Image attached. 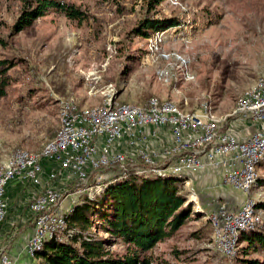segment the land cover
<instances>
[{"label": "rangeland", "instance_id": "rangeland-1", "mask_svg": "<svg viewBox=\"0 0 264 264\" xmlns=\"http://www.w3.org/2000/svg\"><path fill=\"white\" fill-rule=\"evenodd\" d=\"M68 1L88 14L84 22L52 9L12 36L22 3L0 0V32L8 40L7 47L0 48V167L12 168L18 151L41 155L60 130L63 104L89 109L110 97L142 107L152 100L169 101L187 114L213 110L218 126L227 127L237 119L239 102L264 74V0H165L150 14L145 0ZM147 15L179 17L182 25L143 39L133 29ZM178 58L187 62L185 73ZM256 172L257 180L246 194L225 186L212 172L184 177L185 207L193 214L172 238L156 246V264H247L260 258L246 256L240 238L227 258L212 220L223 205L236 210L252 202L261 221L255 228H264V160ZM109 175L105 173L99 185L95 178L93 189L81 195L75 194L81 189L78 182L64 180L65 185L57 187L63 190L64 215L83 197L100 198ZM26 217L21 225L14 217L0 223V256L24 249L34 226L33 217ZM92 233L110 238L95 228ZM108 249L115 255L126 252L119 241ZM34 262L32 258L26 264Z\"/></svg>", "mask_w": 264, "mask_h": 264}, {"label": "built area", "instance_id": "built-area-1", "mask_svg": "<svg viewBox=\"0 0 264 264\" xmlns=\"http://www.w3.org/2000/svg\"><path fill=\"white\" fill-rule=\"evenodd\" d=\"M68 108L66 139L52 144L38 159L19 161L16 169L0 170V223L8 217L6 191L9 184L22 180L41 186L45 161L58 165L50 172V181L78 182L81 189L75 191L77 195L87 191L91 177L96 178L98 184V180L105 177L101 173L103 169L134 167L135 171L147 174L165 171L164 162H173L172 171H188L190 178L209 170H219L225 186L246 194V188L256 177L250 161L264 152V74L260 93L248 97L245 111L239 117L259 125L246 140H240L228 126H206L204 116L183 119L157 103L152 104L149 111L127 113L119 122H110V114L104 113L78 118L72 106ZM161 130L171 134V143L165 148L153 144ZM62 191L46 186L30 202L34 226L24 250L28 257L30 249L37 247L44 236L64 233ZM245 204L243 202L236 210L223 205L212 213L217 226H223V234H218V246L226 250L227 258L232 255L235 228L250 229L251 217H245ZM0 264H19V261L3 253Z\"/></svg>", "mask_w": 264, "mask_h": 264}, {"label": "trees", "instance_id": "trees-1", "mask_svg": "<svg viewBox=\"0 0 264 264\" xmlns=\"http://www.w3.org/2000/svg\"><path fill=\"white\" fill-rule=\"evenodd\" d=\"M164 1L145 0L147 12H155ZM21 3L20 14L11 27L12 36L32 26L52 9L79 23L88 17L82 8L68 0H21ZM181 25L179 17L147 15L134 27L133 33L149 39L158 32H168ZM7 45L8 40L0 32V48ZM109 170L115 175L103 180L100 198L83 197L67 215L68 229L80 234L70 238L66 230L58 233L36 253L34 264H156L153 255L156 246L172 238L193 214L190 207H185L187 198L183 188L187 178L150 176L133 168H106L101 173H112ZM94 181V177L90 178L87 189H93ZM260 207L257 204V208ZM260 226L241 234L240 244L246 245L243 253L260 256L247 260V264H264V228ZM94 228L110 238H98L92 233ZM117 241L126 246L125 254L115 255L109 251L110 243Z\"/></svg>", "mask_w": 264, "mask_h": 264}, {"label": "bare ground", "instance_id": "bare-ground-1", "mask_svg": "<svg viewBox=\"0 0 264 264\" xmlns=\"http://www.w3.org/2000/svg\"><path fill=\"white\" fill-rule=\"evenodd\" d=\"M178 59H179V61H181V63L184 66H186V68L183 69V71L185 73V71L187 69V62L185 60H183L182 58H178ZM260 87H261V79L259 80L257 85L254 88H252L250 91H248L245 94V96L242 98V100L239 102L238 109L236 111V115H237L236 117L237 118L241 117V115L244 113L245 103L248 102V97L251 95L259 94L260 93ZM154 103H157L158 105H160L162 107H168L170 110H172L173 114H175V115H177L183 119H190L193 117H203L204 116V121H206V126H218L216 116H214V114H213V110L207 111V109H206L203 113L201 112V114L200 113L187 114V111H186V113H184L183 112L184 110L183 111L177 110L174 106L175 104H173L169 101L158 102L157 100H152L149 104V107H142V106L133 105V104L120 103L119 101L110 97L99 107L89 108V109L80 108V107L75 106L73 103H68V104H63L61 106V110H60L61 127H60V130L58 132V135L53 141H51L50 143H48L46 145L43 153L47 152L51 148L52 144L59 143L60 141H63L64 139H66V136L68 135V126H69V119L68 118L70 116V109L68 108V106H72L74 113H76L78 118H85V117L91 116L92 114L104 113V114H110V122H119V121L124 120L127 113H138V112L149 111L150 106H152V104H154ZM203 109H205V108H203ZM218 127H220V126H218ZM223 127H225V125H223ZM41 155L36 156V155H33L32 153L27 152V151H18L17 154L15 155V157L13 158L12 162L10 163V166L12 168L0 167V170L16 169V165L19 161H33L35 159H38ZM263 158H264V152L260 153L254 159H251L250 168H251V171H255L256 177L252 179L251 183H249L248 188H246V192L249 191L252 188V186L254 185V183L256 182V180H257L256 166L258 165V163ZM168 164L166 165V162L163 163V170H165V171H151V172L147 173V175H150V176L151 175H157V176H161V177L175 176V177H182V178L187 176L188 171H172L173 170V162L172 163L169 162ZM128 168L134 169V167H127V168H122L120 170H126ZM141 173L144 174L143 171H141ZM255 212H257V209H256V206L254 203L248 202L245 204V217H251V225H250V229L235 228L234 236H233V245H232V251L233 252L235 251V247L237 246V243H239L238 240L240 238V234L243 233L244 231H247V230H253L255 228V226L261 222L260 218L255 215ZM258 216H260V215H258ZM213 221H214V226L216 228V233H217L216 236H218V234H223V226H217V221H215V220H213ZM67 224H68L67 216L64 215V213H63L62 229L66 230L68 237L72 238L77 233L74 230H69ZM57 234L58 233L51 234L50 236H44L40 240V242H38L37 247L30 249V257L34 258L36 253L42 249L44 243L46 241L54 238ZM221 249L223 251L222 253H224V255L225 254L227 255L226 250H223V248H221Z\"/></svg>", "mask_w": 264, "mask_h": 264}, {"label": "crops", "instance_id": "crops-1", "mask_svg": "<svg viewBox=\"0 0 264 264\" xmlns=\"http://www.w3.org/2000/svg\"><path fill=\"white\" fill-rule=\"evenodd\" d=\"M81 106H85V105H81ZM228 127H229V131H231V133L237 136L240 140H246L247 138H249V136L254 131L259 129V125L251 121H248V120H243L241 118L235 119L234 122L231 123ZM170 143H171V134L167 130H161L158 137L154 139L153 141V144L159 148L168 147ZM57 167H58L57 163H50L47 161L44 162V175H43V183L41 186H36V185H33L31 182H24L22 180H14L9 184V186L7 187V191H6V199H7L8 208H9L8 218L14 217L18 220L20 219L18 223L20 225L23 224L27 220L26 216L33 217L29 209V204L32 201V199L36 197V195L44 187L46 186L61 187L65 185L64 180L62 179H59L57 181H50L49 179L50 172H52L53 170H56ZM207 172H212L216 174L217 176H219V180L222 181L221 171L209 170ZM188 175H190L189 172L187 173V176ZM194 176H197V175H194ZM32 233H33V230H31L30 233L27 235L24 244H27ZM24 250H25V246H24V249L20 253H17L15 250H13L10 255L13 258H16L19 261V264H26V262L28 260L31 261L32 258L28 257V255L24 252Z\"/></svg>", "mask_w": 264, "mask_h": 264}]
</instances>
